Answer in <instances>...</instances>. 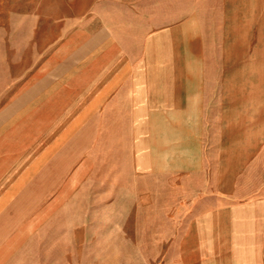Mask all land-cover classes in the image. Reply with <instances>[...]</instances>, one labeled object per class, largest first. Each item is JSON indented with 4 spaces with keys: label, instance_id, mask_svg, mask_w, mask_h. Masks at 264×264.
Returning a JSON list of instances; mask_svg holds the SVG:
<instances>
[{
    "label": "crops",
    "instance_id": "obj_1",
    "mask_svg": "<svg viewBox=\"0 0 264 264\" xmlns=\"http://www.w3.org/2000/svg\"><path fill=\"white\" fill-rule=\"evenodd\" d=\"M28 240L264 264V0H0V264Z\"/></svg>",
    "mask_w": 264,
    "mask_h": 264
},
{
    "label": "rangeland",
    "instance_id": "obj_2",
    "mask_svg": "<svg viewBox=\"0 0 264 264\" xmlns=\"http://www.w3.org/2000/svg\"><path fill=\"white\" fill-rule=\"evenodd\" d=\"M39 251L40 249L34 248L33 242L29 240L20 247H9L6 253L7 260L4 264H37L34 260L35 257H38Z\"/></svg>",
    "mask_w": 264,
    "mask_h": 264
}]
</instances>
